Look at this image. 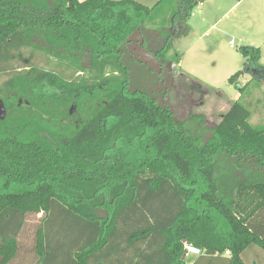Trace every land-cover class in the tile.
Masks as SVG:
<instances>
[{
	"label": "trees",
	"instance_id": "16d2710c",
	"mask_svg": "<svg viewBox=\"0 0 264 264\" xmlns=\"http://www.w3.org/2000/svg\"><path fill=\"white\" fill-rule=\"evenodd\" d=\"M165 1L0 0V264L58 252L70 264H244L249 245L264 251V126L239 100L214 127L177 118L127 50L140 33L162 67L179 63L169 27L185 35L204 0H176L155 27ZM252 53L245 64L264 70ZM185 244L198 253L182 259Z\"/></svg>",
	"mask_w": 264,
	"mask_h": 264
},
{
	"label": "rangeland",
	"instance_id": "374dc122",
	"mask_svg": "<svg viewBox=\"0 0 264 264\" xmlns=\"http://www.w3.org/2000/svg\"><path fill=\"white\" fill-rule=\"evenodd\" d=\"M136 1L151 7L158 0ZM175 1L166 0L161 4L155 27L169 16L171 8L176 7ZM172 20L170 16V22ZM186 25L187 33L175 39L173 47L180 55V65L169 62L162 68L154 61L156 71H167L162 74L164 85L159 82L157 89L149 86L159 101L179 119L189 122L191 117L201 116L208 127H214L232 102L239 100L251 112L250 123L264 126V75L260 72L252 74L245 64L252 57V50L257 48L258 62L264 65V0H204L192 9ZM172 27L171 33L176 35L175 25H170L169 31ZM22 56L27 58L29 51L24 50ZM21 63L11 64L18 67ZM236 71H240L239 77L229 83L228 78ZM9 75L0 73V84ZM189 77L202 87L195 90L187 79ZM242 86L245 87L240 92ZM3 111L0 105V113ZM35 220L30 217L27 226ZM30 228L20 239L26 249L32 242ZM241 258L245 264H264V251L251 244L241 253ZM70 263L69 257L58 252L53 264Z\"/></svg>",
	"mask_w": 264,
	"mask_h": 264
},
{
	"label": "flooded vegetation",
	"instance_id": "af4514ba",
	"mask_svg": "<svg viewBox=\"0 0 264 264\" xmlns=\"http://www.w3.org/2000/svg\"><path fill=\"white\" fill-rule=\"evenodd\" d=\"M178 23V22H177ZM176 24V23H175ZM146 36L148 38L151 37V33H148L146 34ZM153 41V40H152ZM147 48L144 46V41H143V38H142V35L140 33H137V35L133 36L132 39H131V42H129L127 44V50H129V52L131 53V55H134L136 56L139 60H142L143 63L147 66V70L145 72H147L149 69H151V72H155L158 79L160 80V82H163L162 84L164 85L165 83V78H164V75L166 74V70L165 71H162L161 73H159L160 71H156L155 69V63L154 61L156 59H154L146 50ZM142 58H141V57ZM86 64V63H85ZM88 65V64H87ZM161 67V65H159ZM162 68H165V67H162ZM250 72H252V70L256 69L254 67H250ZM259 70V69H257ZM164 73V75H162ZM77 75H84V72H79ZM264 75V74H263ZM142 81V86L147 88L149 86H152L151 84H149L147 81H146V78L145 77H141L140 79ZM159 86V81L156 85V89L157 87ZM149 90L150 91H153L150 87H149Z\"/></svg>",
	"mask_w": 264,
	"mask_h": 264
},
{
	"label": "water",
	"instance_id": "95a60500",
	"mask_svg": "<svg viewBox=\"0 0 264 264\" xmlns=\"http://www.w3.org/2000/svg\"><path fill=\"white\" fill-rule=\"evenodd\" d=\"M170 32L173 33V27L170 28ZM181 32V27L180 25L178 24V27H177V33H180ZM256 72H260L261 74H264V70H257V69H254L252 70V74L256 73ZM192 252L194 254L198 253V249L194 248L193 246L189 245V244H185L184 246V251H183V255H182V259L185 258V254L187 252ZM255 264V263H254Z\"/></svg>",
	"mask_w": 264,
	"mask_h": 264
},
{
	"label": "crops",
	"instance_id": "0c3cea01",
	"mask_svg": "<svg viewBox=\"0 0 264 264\" xmlns=\"http://www.w3.org/2000/svg\"><path fill=\"white\" fill-rule=\"evenodd\" d=\"M135 1H136V0H135ZM158 1H159V0H158ZM158 1H157V2H158ZM137 2H138V1H137ZM157 2H156V3H157ZM178 24L180 25V23H177V22H176V24H174L176 28L178 27ZM180 27H181V32H182V26L180 25ZM181 32H180V33H177V31H176V33H177V34L175 35V38H176V39L179 38L178 35H180ZM178 65H180V61H179ZM242 260H243V259H242ZM243 262H244V261H243ZM244 264H245V262H244Z\"/></svg>",
	"mask_w": 264,
	"mask_h": 264
},
{
	"label": "built area",
	"instance_id": "2783aa9c",
	"mask_svg": "<svg viewBox=\"0 0 264 264\" xmlns=\"http://www.w3.org/2000/svg\"><path fill=\"white\" fill-rule=\"evenodd\" d=\"M192 254H194V253L188 251V252L185 254V257H189V256H191ZM226 254H228V252H226ZM185 264H191V263L186 262Z\"/></svg>",
	"mask_w": 264,
	"mask_h": 264
}]
</instances>
